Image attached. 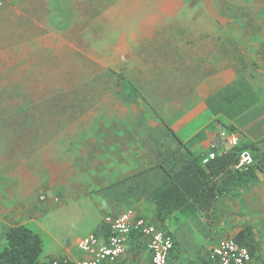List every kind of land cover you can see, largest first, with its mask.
Here are the masks:
<instances>
[{
  "label": "rangeland",
  "instance_id": "1",
  "mask_svg": "<svg viewBox=\"0 0 264 264\" xmlns=\"http://www.w3.org/2000/svg\"><path fill=\"white\" fill-rule=\"evenodd\" d=\"M215 1L0 0V248L5 228L27 225L44 242L37 264L79 254V240L107 205L127 197L133 207L142 183L130 180L134 145L154 142L156 160L167 138L204 139L216 68L195 62L210 53ZM241 1L223 14L236 48L259 21L257 0L249 20ZM231 70L233 90L248 85L241 74L264 80L258 67ZM237 209L229 220L252 223L254 212ZM205 217L201 226L193 218L167 226L181 249L204 252L245 228L218 234ZM253 228L258 255L264 220Z\"/></svg>",
  "mask_w": 264,
  "mask_h": 264
},
{
  "label": "crops",
  "instance_id": "2",
  "mask_svg": "<svg viewBox=\"0 0 264 264\" xmlns=\"http://www.w3.org/2000/svg\"><path fill=\"white\" fill-rule=\"evenodd\" d=\"M254 2L255 0L241 1L244 13L242 15L243 18L248 20L250 18H255L254 11L251 9V5H253ZM232 3L233 0H216L213 3L210 13L211 18L214 19V22L209 29L211 30L210 32L214 38L209 40L210 43L207 45L208 49H206V52L208 50L210 53L199 56L200 58L195 62V66H209L216 68L214 73L210 74L209 78V82L214 84L212 88L213 91L205 101V106L210 113L209 121L211 124L207 123L202 129H205V134L203 135L204 139H202L200 143L197 142L198 140L196 141L197 143L194 141V138H198L197 136L199 133H195L186 140H183L179 137L177 140H175V137L167 138L168 142L163 145L162 148H159L160 153L164 156L162 157V155H158L161 158L156 160L151 156L154 152V142H147L144 146H136L133 144V163L136 165L133 167V179L130 180H136L138 178L142 179V183L140 184L134 181L137 184L138 189L137 193L133 194V207L131 206V203L126 201L127 197H123L119 204H114L111 202V205H107L110 210H104L103 213L97 217L96 221L93 222L95 226L90 229L88 234L96 232L100 235H104L105 228L103 226V219L106 215H118L128 208H132L138 215L147 218L150 222L173 235L175 239V248L173 249L170 256L172 264H202L204 261L209 259L211 249L216 244H218L219 241L223 239L234 238L242 229H246L247 227H250L252 231H254L253 226L255 225V222L260 223L262 220H264V172H259L258 180L253 182L250 186L237 187V189H235L232 194L228 196H220L215 205V212L213 214L207 215L208 218L204 216L206 215L205 213L200 211H197L191 215L175 212L164 222H160L156 218L157 205L151 197V193L161 184L162 178L165 177L163 175L166 173V171L163 169L153 168L155 164L162 161V164L165 168L172 170V166L176 159L179 160L177 164H180L182 163V160L185 159V157H187L189 154L191 155V153L196 155H207L213 150V143L222 131H226L228 134L233 132L237 133L239 135V142L242 143L257 142L260 150L264 152V124H262V122L264 123V91H261L259 86L254 84L256 82L257 84L261 83L263 84L264 88V80L256 79L255 81L249 72L244 78V74L240 75L242 81H246L248 83V85L242 89H250L254 93L258 94L259 102L253 105V107H251L246 112L242 113L241 116L237 117L236 119H227L223 116L221 117L222 114L215 116L211 113L207 105V100L209 98L218 94H226L234 91L231 88V84L238 80V76L231 70L232 67H258V76L264 77V0H257L256 2L259 3V21L257 26H252L251 28L247 26V28L243 30L242 36L244 34L245 37L243 36L241 40L245 41L243 44L241 43L239 46H237V48L234 44H230L232 41L230 38L231 29L227 25L229 16L223 15L224 13H229L228 8ZM256 107H259L257 112H252L254 109H256ZM228 125H233L235 127L234 130L231 131ZM231 147L234 146H231L229 141L225 139L221 144L218 145L217 150L227 151ZM190 155L188 157H190ZM235 203L237 205L238 211L242 210L245 214L246 212L244 210L254 212L252 215H250L252 223H244L246 221L245 217L244 219L241 217L243 224L235 223L233 219L229 220L227 215L229 213L233 215L232 206ZM199 216L205 217L206 221L210 223L212 228L216 230L218 234L223 230H233L235 224L245 228H242L239 232H237L239 230L238 229L235 235L233 230V237H220L216 241L212 242L204 252L201 249V245H197L193 249H181L176 239L177 234L175 235V233L169 230L167 226L175 223L177 225V229L181 228L182 226L186 225V223H188L186 221H189V218L190 220H192V218L195 220L197 219V225L201 226L203 225V222L200 220ZM182 218L187 220L180 223V219ZM195 220L193 221L196 222ZM128 254L129 253L126 250L125 254H123L117 261L118 264H121L123 259ZM59 258L74 261L77 258H88V256L82 252L77 254L67 250V252ZM133 259L136 260L138 264L151 263V254L145 247L144 242L141 246L133 249ZM49 263H51V261Z\"/></svg>",
  "mask_w": 264,
  "mask_h": 264
},
{
  "label": "trees",
  "instance_id": "3",
  "mask_svg": "<svg viewBox=\"0 0 264 264\" xmlns=\"http://www.w3.org/2000/svg\"><path fill=\"white\" fill-rule=\"evenodd\" d=\"M258 102L259 96L252 90L238 89L209 98L207 105L215 116L222 114L221 117L236 119ZM228 127L231 131L235 128L233 125ZM244 149L251 151L255 162L247 169L236 168L238 154ZM215 152V159L206 165L202 163L206 155L192 153L180 164H177L179 160L176 159L172 170L165 168L162 161L155 164L153 168L166 171L161 184L151 193L152 200L157 205L156 218L160 222H164L175 212L185 215H191L197 211L206 215L213 214L220 196L232 194L237 187L250 186L258 180V173L264 172V152L260 150L257 142H239L227 151L215 150ZM130 177L133 178V174ZM4 236L6 245L0 248V264H37L39 262L44 252V242L40 234L31 227L21 225L5 228ZM234 238L250 248L256 259L255 264H264V249L261 248V253L256 254L258 244L250 227L241 230ZM142 244L141 235L134 232L127 244L129 254L121 264H138L133 259V249ZM150 264H153L152 257ZM202 264H210L209 259Z\"/></svg>",
  "mask_w": 264,
  "mask_h": 264
},
{
  "label": "built area",
  "instance_id": "4",
  "mask_svg": "<svg viewBox=\"0 0 264 264\" xmlns=\"http://www.w3.org/2000/svg\"><path fill=\"white\" fill-rule=\"evenodd\" d=\"M225 139L231 146L239 143L237 133L228 134L222 131L213 143V150L203 158L202 163L208 164L215 159L217 147ZM255 162L251 151L244 149L239 152L236 168L247 169ZM104 235L89 233L78 242L79 250L88 258H81L72 264H116L125 254L129 238L138 232L150 252L153 264H172L170 256L175 246L172 234L167 233L149 220L138 216L132 208L118 215H106L103 219ZM210 264H255L250 248L234 238L219 241L210 251ZM50 264H71L69 260L56 258Z\"/></svg>",
  "mask_w": 264,
  "mask_h": 264
}]
</instances>
